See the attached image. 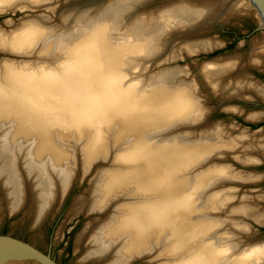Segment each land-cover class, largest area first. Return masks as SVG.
Returning <instances> with one entry per match:
<instances>
[{
  "label": "bare ground",
  "instance_id": "bare-ground-1",
  "mask_svg": "<svg viewBox=\"0 0 264 264\" xmlns=\"http://www.w3.org/2000/svg\"><path fill=\"white\" fill-rule=\"evenodd\" d=\"M154 2L0 0L1 13L47 7L53 16L0 25V218L28 209L30 226L39 227L77 179L92 175L70 213L85 207L99 215L76 241L77 250L83 248L78 264H264V236L245 240L247 226L208 214L226 208L241 176L217 164L204 167L231 149L237 161L249 154L246 165L264 163V153H255L264 149V134L229 139L212 127L194 136L208 117L187 68L152 70L177 57L176 41L189 54L221 45L194 35L254 6L245 0ZM256 50L252 65L262 54ZM238 57H216L202 63V71L217 86L248 62ZM224 89L225 103L241 102L236 98L247 93L264 99L263 88L244 79ZM40 95L46 97L39 105ZM222 184L230 198L204 197ZM226 223L232 226L218 235Z\"/></svg>",
  "mask_w": 264,
  "mask_h": 264
},
{
  "label": "rangeland",
  "instance_id": "rangeland-1",
  "mask_svg": "<svg viewBox=\"0 0 264 264\" xmlns=\"http://www.w3.org/2000/svg\"><path fill=\"white\" fill-rule=\"evenodd\" d=\"M67 1L70 0H59V2L63 3ZM163 1L164 0H157V2H154L151 6L156 4L159 5ZM249 3V0H245V4L248 5ZM36 15H45V17L49 16L50 18L53 17L47 7L24 8L18 6L8 12H0V25L3 26L2 28L6 29L7 21L9 19L12 23L15 22V24H20L22 18ZM260 23L261 21L255 7L245 15L229 17L224 23H213V25L196 33L194 37H215L222 42L221 45L207 52L204 51L199 52L198 54H189L184 43L176 41L175 50L177 51L176 54H178L177 57L173 61H163L160 62V64L157 63L154 65L152 69L153 72L164 67L175 65L187 68L186 79L188 81H194L198 90L197 92L201 105L208 115L207 123L204 126L201 125V127L193 130L194 136L199 135L206 129H211L212 127H218L217 129L224 132L229 139L236 138L238 135H241L242 132H245L246 135H257L258 133L264 134L263 98H259L253 93H247V97H244L243 99L242 97L236 98L241 99V102L229 101L225 103L223 102L224 97L221 93L222 91L225 92L224 88L228 86V84L240 79H244L252 84L254 83V85L261 87V89L263 88L262 90L264 91V30L260 28ZM254 49L258 50L255 51V54L262 53V56H258L256 64L252 65L250 56L254 54ZM2 57H4V55L0 53V59H2ZM216 57L222 60H229L234 57L240 59L244 58V60H248L249 63L247 61V63L244 62V64L237 70H233L226 77L223 76L219 80L218 85L214 86V84L205 76L202 67L204 62L213 61L214 59H217ZM44 97L46 96H39V105L42 104L41 100ZM233 106L242 110V112H232L231 109ZM42 108H44L45 111H48L49 109L44 104ZM250 114L259 116L257 119L251 120L247 117ZM70 128L71 127H69V129ZM184 132L187 133V131ZM69 148L70 147H68V149ZM70 150L71 148L69 151ZM263 150L264 149H260V151H256V156L257 154L261 155V153H264ZM232 152L233 149L222 152V154H217L214 156V159L204 165V167L206 168L212 164H217L226 168L228 167L241 176L243 184L234 189L235 191H233V195H230L231 199H229L228 202L225 201L227 204H225L226 208L222 207V209L220 208L216 211H210L208 214L211 218H220L222 216L221 218L224 217L234 224H238L242 227L247 226L248 229H245L244 231L242 230V237H244L245 240H250L257 236H264V163L261 164L255 162V165H252V163L246 165V160L249 154L239 156V160L237 161ZM255 174H260L258 180L251 178L252 175ZM91 177L92 175H89L88 180L87 178L85 179L87 181H80L77 179L62 205H60L57 210H54V216L53 214L48 216L44 223L39 227L33 229L30 226V221L27 216L28 209L20 211L14 215H9L7 213L3 214L0 218V234L11 235L31 243L33 246L49 254L59 264H78V259L81 255L80 252L83 251V248L81 247L79 248L80 250H77L76 241H78L80 233L86 229L87 224L96 222L99 215L94 214L86 216L84 213L80 212L75 216H71L70 213L74 209L73 204L75 198L89 189L90 184L88 181ZM222 185L223 186L218 189L210 190L208 196L204 197H216L219 201L225 199L224 197L226 196L230 198L229 195L223 192V189L229 188V185ZM221 204L220 206L224 205ZM243 208L246 210H242ZM83 211H85V207ZM259 216L261 218V223H259L260 221L258 220ZM228 225L230 224L226 223L218 228V235H222L226 227H229ZM233 228L237 227L234 226ZM237 231L239 230H233L232 234H235L234 237L242 239L241 235L237 234ZM232 241H237L238 243L239 240L233 239ZM145 263L146 261L142 260L137 261L134 264Z\"/></svg>",
  "mask_w": 264,
  "mask_h": 264
},
{
  "label": "water",
  "instance_id": "water-1",
  "mask_svg": "<svg viewBox=\"0 0 264 264\" xmlns=\"http://www.w3.org/2000/svg\"><path fill=\"white\" fill-rule=\"evenodd\" d=\"M249 1L252 2L253 6L256 8L257 12L259 13V16H261L262 19L264 20V0H249ZM259 25L260 28L264 30V22L260 23ZM68 194L69 192L65 195V198L67 197ZM81 213H84V215L86 216L94 215L92 213H87L83 210L81 211ZM0 264H59V263H57V261H55L49 254L43 252L42 250L33 246L31 243L27 241L13 237L11 235L0 234Z\"/></svg>",
  "mask_w": 264,
  "mask_h": 264
}]
</instances>
